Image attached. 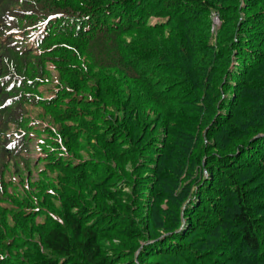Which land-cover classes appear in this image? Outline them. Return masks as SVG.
<instances>
[{"label": "trees", "instance_id": "trees-1", "mask_svg": "<svg viewBox=\"0 0 264 264\" xmlns=\"http://www.w3.org/2000/svg\"><path fill=\"white\" fill-rule=\"evenodd\" d=\"M12 12L33 13L47 32L34 37ZM81 53L97 69L94 101L81 98L83 82L58 85L50 100L91 113L81 130L104 159L67 162L61 152L38 168L46 181L27 176L53 194L32 195L41 206L25 225L15 220L0 264H127L138 249L139 263L264 264V0H0L1 215L29 205H2L8 157L31 161L15 152L31 142L25 102L49 78L47 61L59 78ZM53 109L50 124L62 111ZM47 125L45 153L68 154L73 131Z\"/></svg>", "mask_w": 264, "mask_h": 264}, {"label": "rangeland", "instance_id": "rangeland-1", "mask_svg": "<svg viewBox=\"0 0 264 264\" xmlns=\"http://www.w3.org/2000/svg\"><path fill=\"white\" fill-rule=\"evenodd\" d=\"M25 13H28V14H20L18 12H12L11 14L15 18H17L21 26L23 25L26 29H31L32 31L30 33H32L34 37L42 36V34L39 33L40 31L43 32V34L47 32L46 26H43L46 23V21H43V22L40 21L37 27L34 28L36 24L35 15H33V13L31 12H25ZM210 24H212L211 30L213 32L216 30V28H219L221 25L218 12L215 10H213L210 14ZM216 32L212 33V36H214ZM20 45L21 44L15 45V46H20ZM63 47L67 49H71V47L73 46H69L68 44H66V42H63ZM69 60H70V65L68 66V68L71 71L69 73H63L61 77L59 78H58V68L56 67V64H55L56 60L47 61L46 62V76H48L49 78L46 79L44 82H40V85L38 86L39 94L32 93L35 99L34 103L25 102V109H27V111L25 112L26 116L23 117L22 120H25V119L27 120V125H28L27 139L30 138L31 142L30 144L26 146L27 149L29 150H26L25 152L24 151L20 152V151H17V149L15 148V152L16 154H20V156L24 157L25 159L28 157H31V161L25 163L17 158H14L11 156L8 157L10 161L5 171L3 172V175H6L3 180V187H4L3 190H5L6 192L5 197L8 201L5 203H2V205H5L8 202H10L5 206H12V205L16 206L17 202L22 203L21 198H26L27 200H29L28 202L29 205H25L23 214L21 212H16L15 214H12V215H8V214L1 215L0 214V220L4 221L6 224V229L4 231H1V227H0V244L4 242L7 245H11L13 243L16 237L13 235L11 229H13V226H15V220L25 225V223H28L29 221H31V218H32L31 216H28V215L32 214V212H37L39 210V208L37 207L41 206V204L39 200H34V199H37V196L33 199L32 195L34 193L38 192L41 195L43 192L45 193L49 192L53 194V189L50 186L44 187L45 189L43 191L39 189L41 188V185L36 186V184H33L32 188L30 186H27V183H30L29 181L27 182V176L30 174L32 175L33 178H35L31 181V183H34L36 180H39V179L42 180V178H44V176L42 177L41 175H39L40 172L38 171V168H40L39 169L40 171L43 169L42 164H45V159L47 157H50V156L58 157V155L62 154L61 152H63L65 153L64 157L67 162H77L78 163V162H83L86 160L90 161V159H95L97 156H99L98 159L100 160L104 159L103 156H100L97 154L95 157L91 155L95 153L94 150L92 149V146L89 145V143L92 142V139H90V135L87 130H81V126H82L81 122L83 120H89L91 118V113L89 112L88 114L86 109L81 106H74L72 104L60 106L57 104L58 103L57 101L55 103L50 100L52 99V96L54 95V93H56V91L58 90V85L62 84L64 87V90L66 91L69 90L70 92H72L71 89L76 88L78 86L77 85L78 82H83L87 84L88 89L82 90L83 93L81 95V98L86 100L87 102L88 100L94 101V98H93L94 95L92 92L89 91L90 90L89 87L95 84L98 80L97 75H96L97 69L94 67L91 60L88 59V56L86 55V53H81L78 56H73L72 54H70ZM100 74L102 76L106 75L104 72H101ZM70 78L72 79V82L66 83ZM107 81H108V78L104 79L103 84L104 83L106 84ZM1 84L2 82L0 80V85ZM30 93L31 92H24L20 94L19 96L24 98V97H27ZM54 107L61 108L62 111L59 110V112L56 113L57 114L56 122L52 123L51 121V123L53 124L52 125L49 123V121L52 119L51 114L54 112V109H53ZM49 109L51 110L49 111ZM108 110L110 111V109ZM105 112L106 111L103 110V113ZM105 115L107 116L108 119H110V114L108 112H106ZM75 118L77 121H75ZM263 123H264V119H263ZM47 124L51 125V128L54 130H57L58 127L65 126L66 129L73 131L71 132L72 146L73 144H76V146H74V148L71 149V151H69L68 154H66V150L62 146L60 147L62 151L61 149H58L57 151L56 149L53 148L50 150L51 153H45L44 148H46L48 144V136L46 135V132L43 131V129ZM76 125H79V130L82 131L80 134L78 133V130L75 129ZM15 128L16 126L9 124V131L7 134L9 135L11 132L14 131ZM106 128L107 127H105V129ZM120 144L122 145L121 141L119 143V146H121ZM76 147L78 148L77 150L74 151ZM38 160L39 162L37 165L36 161ZM110 164L113 168H115V165L113 163H110ZM27 166L29 169L27 168ZM113 168L99 169L95 171L94 176L96 178H100L101 174H103L104 171L106 170L111 171ZM127 168H130V167H127ZM118 169L120 170V168ZM56 171H58V169H54L48 172H56ZM99 171L101 172L99 173ZM201 171H203L205 174L207 173L206 169H202ZM118 174L119 172L117 173V175ZM46 179L47 178L43 180L46 181ZM189 180H191V178L187 179L185 183L186 184L189 183L190 182ZM167 203L168 201L164 200L162 208H165L167 206ZM52 214L53 213L50 212V215ZM18 216H28V217L18 218ZM34 217H35L34 221H36V223L41 224L42 219H43L42 214H39V213L35 214ZM18 222H17V226L14 228L15 232H19L20 229L22 228V226ZM146 228L148 229V225L146 226ZM161 233L164 236V234H166L167 232L162 231ZM140 241H141L140 247L143 243L150 242L145 237L141 238ZM138 251L139 249L135 251L134 257L131 258L132 262L128 263L126 262V260L125 262L127 264H151V260L148 263H144L145 260L139 263L138 255H137ZM3 257H4V254L0 252V259H3ZM158 257L159 256L157 255L155 257L156 258L155 260H157Z\"/></svg>", "mask_w": 264, "mask_h": 264}]
</instances>
